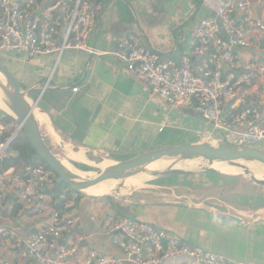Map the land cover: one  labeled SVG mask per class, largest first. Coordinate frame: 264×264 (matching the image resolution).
I'll use <instances>...</instances> for the list:
<instances>
[{
	"label": "crops",
	"instance_id": "1",
	"mask_svg": "<svg viewBox=\"0 0 264 264\" xmlns=\"http://www.w3.org/2000/svg\"><path fill=\"white\" fill-rule=\"evenodd\" d=\"M91 1L98 22L90 42L108 53L92 56L83 50L66 49L57 64L54 55L28 58L6 54L18 61L19 67L10 70L28 93L27 99L36 102L35 110L40 113L36 119L54 153L61 159L95 166L99 164L89 160L102 155L126 159L175 145L165 144L169 138H176L178 144L208 141L206 133L211 127L195 107L171 105L112 52L119 38L136 34L163 57L177 60L190 50L199 21L214 16L223 0H200L198 5L193 0ZM253 1L255 15L264 19V0ZM262 40L264 47V35ZM75 86L78 91L73 90ZM263 147L261 143L256 148ZM17 165L24 166L22 162ZM236 194L220 193L219 202L207 203L196 194L173 190L168 198L131 197L128 203H119L134 217L179 235L189 245L223 253L236 261L264 264V207L247 210L227 199ZM24 208L29 210L27 214ZM0 210V227L11 231L8 236L0 235V264H35L20 258L14 238L27 235L49 213L22 205L11 196L0 203ZM70 213L76 218V230L86 237L82 254L95 249L121 255L105 227L106 219L118 216L108 200L83 199Z\"/></svg>",
	"mask_w": 264,
	"mask_h": 264
},
{
	"label": "built area",
	"instance_id": "2",
	"mask_svg": "<svg viewBox=\"0 0 264 264\" xmlns=\"http://www.w3.org/2000/svg\"><path fill=\"white\" fill-rule=\"evenodd\" d=\"M97 22L91 0H0V52L28 58L54 55L55 64L66 49L92 56L108 53L90 42ZM263 35L264 19L255 15L253 0H223L214 16L199 21L190 50L177 60L163 57L136 34L119 38L112 54L171 105L195 107L211 127L208 141L256 148L264 143ZM16 123L12 129L11 123L0 120V203L11 196L49 213L27 235L14 238L22 260L35 264H249L189 245L161 226L128 215L105 221L121 255L95 249L82 254L86 237L76 230V218L70 213L80 191L59 186L57 174L43 163L4 166L7 149L23 132ZM10 234L0 227V235Z\"/></svg>",
	"mask_w": 264,
	"mask_h": 264
},
{
	"label": "water",
	"instance_id": "3",
	"mask_svg": "<svg viewBox=\"0 0 264 264\" xmlns=\"http://www.w3.org/2000/svg\"><path fill=\"white\" fill-rule=\"evenodd\" d=\"M0 72L4 75L7 84L11 86V91H8L7 95L11 101L13 114H9L14 116L16 121L21 125L23 133L35 153L57 174L60 179L59 186L61 183H64L72 190L82 192L84 188L101 181L130 176L141 166L168 157H175L177 159L202 157L210 160L227 161L243 168L244 173L249 174L255 183L264 185V178L253 175L250 168L241 162L243 159H255L264 163V151L253 147L238 148L223 141L218 144H213L210 141L175 144L148 150L129 158L115 161V164L100 171L93 178L82 180L74 179L66 171L61 158L54 153L52 147L46 142L43 136L34 113L36 102L30 103L27 100L28 93L22 89L14 73L2 62H0ZM7 154L18 157L24 166L27 165V159L12 146L7 149ZM209 169L214 170L212 168ZM185 172L178 168H169L163 173L182 174Z\"/></svg>",
	"mask_w": 264,
	"mask_h": 264
},
{
	"label": "rangeland",
	"instance_id": "4",
	"mask_svg": "<svg viewBox=\"0 0 264 264\" xmlns=\"http://www.w3.org/2000/svg\"><path fill=\"white\" fill-rule=\"evenodd\" d=\"M6 56L7 55L4 52H0V62L7 65L9 69H15L18 65V61L16 60V58L12 56ZM9 91H11V86ZM4 112L6 111L0 109V115H4ZM11 124V128L15 129L17 123ZM17 140L19 142L26 140L23 132L19 134V138ZM177 142L178 141L176 138H169V140L165 144H176ZM212 143L218 144L219 142L214 141ZM261 150L264 151V147L261 148ZM102 158L114 160L113 162L121 160L117 159L119 157L114 155L99 156V159ZM62 160L67 161L75 172L85 176L86 178L91 177L93 171L97 173L102 171L98 166L87 164V168L83 169L82 163H79V165H75L71 160ZM174 163L177 165L175 167H183L184 165H187L186 162L182 161H176ZM149 164L150 163L145 164L136 169L130 175L131 177L119 180V182L121 183L119 185V189L115 192H112L111 194L106 195L111 196V198L120 203H128L131 197L135 200H140V198H146L149 200H157L163 197L168 198L169 194L174 190L176 193L180 194H191L193 196L194 194H196V196H201L199 198L205 200L207 203H212L210 202L211 200L219 202L218 198L220 197V193H238L232 199L230 197H227V199L243 204V208H246L247 210L250 209L252 211H255L260 209L261 207H264V185L255 183L251 179V176L249 174H245L244 172L226 174L218 170L204 169L195 172H185L182 174H169L163 172L156 174H146ZM259 177L264 178V175H261ZM82 193L84 192L82 191ZM85 195L87 196L83 199L95 197L86 193ZM104 196L102 195L101 197ZM190 197L193 198L192 196ZM206 197L210 198L207 199ZM173 198H176L174 194ZM101 200L107 201L106 198H101ZM24 209L25 213L27 214L29 210L26 208Z\"/></svg>",
	"mask_w": 264,
	"mask_h": 264
},
{
	"label": "bare ground",
	"instance_id": "5",
	"mask_svg": "<svg viewBox=\"0 0 264 264\" xmlns=\"http://www.w3.org/2000/svg\"><path fill=\"white\" fill-rule=\"evenodd\" d=\"M10 89V85L6 83L4 75L0 72V109L6 111L7 113H12L13 111L11 109V101L7 95L8 91ZM35 116H39L40 113L38 110L34 111ZM72 153V152H71ZM78 158V157H77ZM62 160V159H61ZM186 162L187 165H184L183 167H175L177 166L174 162ZM91 163H96L99 165V168L101 170L106 169L109 167L112 161L110 162L109 160L102 158L98 160H89ZM242 163L247 165L250 168V171L253 175L259 177L261 175H264V163L255 159H243L241 160ZM63 166L65 167L66 171L70 174V176L74 179L77 180H82V179H88V178H93L98 175L97 172H92V176L86 178L85 176L75 172L72 168L71 165L65 161L62 160ZM102 165V166H100ZM169 168H178L181 170H184L186 172H195V171H200L204 169H209L212 168L214 170H218L222 173L226 174H234V173H243V168L238 167L230 162L227 161H218V160H210V159H205L202 157H195V158H189V159H177L175 157H168V158H161L156 161H153L149 164L148 170L146 171V174H156V173H161L166 171ZM131 176H125L122 178H111L107 179L104 181H101L95 185L89 186L87 188H84L82 191L86 194L92 195V196H104L106 194H111L112 192H115L116 190L119 189V185L121 184L119 180L121 179H126ZM125 183V181H124ZM129 185V184H128ZM123 189V188H122ZM124 191V190H122Z\"/></svg>",
	"mask_w": 264,
	"mask_h": 264
},
{
	"label": "trees",
	"instance_id": "6",
	"mask_svg": "<svg viewBox=\"0 0 264 264\" xmlns=\"http://www.w3.org/2000/svg\"><path fill=\"white\" fill-rule=\"evenodd\" d=\"M193 2L198 5L200 3V0H193ZM119 5H122L121 2L118 3ZM0 120L4 121L5 123H16V119L14 118V116H12L11 114L4 112V115H0ZM12 147L16 150L19 151V153H21L26 159H27V164H37V163H43L46 166H48L36 153L35 151L32 149L31 144L29 143V141L26 139L22 142H19L18 140H15L12 144ZM117 159H125V158H117ZM17 164V163H21V160L18 157L12 156V155H8L5 159H4V166H8L10 164ZM75 165H79V163L77 162H73ZM49 167V166H48ZM83 169L87 168V164H83L82 165ZM61 186H66L64 183H61ZM87 195H85V193L80 192L79 193V198H78V202H80L84 197H86ZM95 198H106L109 201L110 207L113 208V210L115 211L116 214L118 215H128V216H132L134 217L131 212L130 209L127 207H123V205H120V203L118 201H116L115 199L111 198V196L106 195L104 197L101 196H95ZM136 218V217H135Z\"/></svg>",
	"mask_w": 264,
	"mask_h": 264
}]
</instances>
